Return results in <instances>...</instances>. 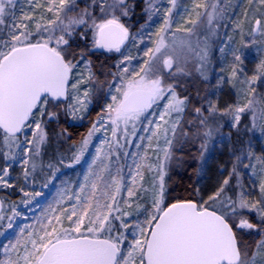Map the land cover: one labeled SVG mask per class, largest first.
<instances>
[{"label":"snow or ice","instance_id":"obj_1","mask_svg":"<svg viewBox=\"0 0 264 264\" xmlns=\"http://www.w3.org/2000/svg\"><path fill=\"white\" fill-rule=\"evenodd\" d=\"M16 2L0 0V190L22 181L26 208L43 197L60 172L43 159L49 125L108 102L70 162L58 160L86 163L81 178L60 181L33 224L17 225L18 206L6 215L0 200V264H264V156L253 152V138L264 140V60L243 70L244 49L264 37V0H246L238 17L242 4L229 0H25L19 16ZM137 9L145 22L133 31ZM229 25L240 47L227 33L214 47ZM226 48L237 100L221 106L196 82L209 81L214 52ZM98 53L118 59L98 65ZM233 136L227 175L208 193L172 197V176L203 173ZM38 171H47L40 190Z\"/></svg>","mask_w":264,"mask_h":264},{"label":"rangeland","instance_id":"obj_2","mask_svg":"<svg viewBox=\"0 0 264 264\" xmlns=\"http://www.w3.org/2000/svg\"><path fill=\"white\" fill-rule=\"evenodd\" d=\"M229 2L232 5H236L238 2L242 4V7L237 9V17L239 16V13L243 11V6H246V0H229ZM178 3L183 7H190L191 6V0H178ZM27 10V4L25 3V0H17L16 2V8L15 12L16 15L19 16L21 10ZM231 8H229V12H231ZM10 18L6 17V22H9ZM227 23V21L225 22ZM132 24V23H131ZM133 25V31H136L139 26L136 24ZM136 27V28H135ZM159 27V22L155 24V26L152 28V31H155L156 28ZM135 28V29H134ZM247 31V28H245V32ZM231 35L234 37L235 45L234 47H240V36L236 35L233 32V27L229 25L228 27H223L220 29V39L217 41L216 45L214 47H220L223 46L221 43L227 41V35ZM245 39H248L247 36H245ZM256 44H253L252 46L245 48V56H244V62H243V70L246 76H250L252 74H255L257 65L261 60H264V37H257L256 38ZM144 45H141V48H143ZM127 54L129 55H136V49L132 48L130 52ZM118 59V54H117ZM116 59V61H117ZM115 61V63H116ZM232 65V57L231 55L227 54V48L225 50V55H221L219 52H214L212 56V63L211 68L209 72V82H210V91L209 95L211 99H218L221 106L232 103L233 101L237 100L236 90L233 89V87L227 83V78L230 76V70ZM221 78H224V82L221 84L219 88L216 87L217 83L221 81ZM258 92L264 94V84H262L258 88ZM107 100H104L102 104V111L104 109L105 104L107 103ZM240 102H243L242 100ZM257 106L262 107L264 105L259 104V100L257 98ZM93 107V106H92ZM90 108V110L92 109ZM89 110V112H90ZM87 118V116H86ZM86 118L84 120H76L73 121L69 118V122L71 124L80 125L83 124L86 121ZM227 131V128L225 129ZM108 135L110 136L111 133L109 132ZM103 138V136L100 133H97L95 137H93V145L98 144L99 141ZM66 139H62V144L64 143V153L60 152L59 156H63L65 160V163L70 162V157L72 153L76 150L79 143L70 146L66 141ZM233 144V139L231 141V144H227L223 148V151L220 149H216L210 156L207 164V168L203 173H200L198 175V183L197 188L200 189L201 193H208L210 192L219 181H221L224 176L227 175V170L231 168L232 164V157L229 155V151L231 146ZM52 152V151H50ZM49 150H46L44 152V162L47 164L48 162L56 163L57 166L60 167V172L57 174V180L53 182L47 189H44L45 195L43 197L37 198L36 201L33 202V204L26 208L23 205H21V200L23 199L22 193L19 191L20 187H24L26 190H31L29 186L24 185L22 181H20L17 184V187L15 189H7V190H1L5 194L3 195V200L5 203V214L8 215L10 212L8 211L9 207L13 204L18 206V210L22 213V216L20 218H17V225L22 226L23 224H33L38 217H40L43 210H45L48 207V204L52 202V200L55 197L56 191L60 185V181L64 180H71L72 182H76L79 178H81L82 173L86 169V163H81L79 165H75L74 167H66V166H60L58 164V160L55 159V152L53 154V157L49 156L50 154ZM94 152V148L89 149V153L86 156V160L90 159L92 153ZM253 152L255 156L261 157L264 156V140H262L259 136H256L253 138ZM50 159V160H49ZM246 163H251L252 165L256 166L257 170H259V167L261 165V161L259 159H253V160H246ZM221 167H224L226 169L225 172L221 173ZM21 169L20 167H15L12 176L17 177L20 173ZM251 172V169L244 170V181L243 183L247 184L250 180L249 173ZM47 176V171L44 173L37 174V184H36V190H40V183L42 180L45 179ZM16 198V200H14ZM7 236H12L13 233L10 231L6 234ZM255 239H258V237H253ZM5 240V237H0V242H3ZM3 258V254L0 253V259Z\"/></svg>","mask_w":264,"mask_h":264},{"label":"trees","instance_id":"obj_3","mask_svg":"<svg viewBox=\"0 0 264 264\" xmlns=\"http://www.w3.org/2000/svg\"><path fill=\"white\" fill-rule=\"evenodd\" d=\"M145 22V17L140 13V10L137 9L136 15L131 21L132 24H136L139 26ZM136 28V27H135ZM134 28V29H135ZM98 59H96V63L99 65L101 63H107L108 65L114 64L117 59V54H113L110 59L106 58L99 53ZM196 86L199 87L204 93L205 91L209 93L210 91V82L207 83H200L199 81L196 82ZM104 98H100L98 102H94V105L90 112L87 115L86 121L83 124L75 125L69 122V118L61 117L58 123H53L48 127V134L50 141L45 146L44 152L46 150L52 151L50 152L49 156L53 157L55 155L54 160H59L60 156L59 153H64V143L62 144V139H66L65 141L70 145L74 146L81 142L82 138L87 135L92 122L97 119L98 114L102 112V104L104 102ZM245 123L248 122L247 117L245 118ZM61 129H67V135L64 137H58L55 134L59 132ZM233 144H236V137L233 136ZM246 139V138H245ZM55 152V154H53ZM44 158V157H43ZM50 160V159H49ZM65 160H68L67 158ZM198 173L195 170V167L188 168L187 171H181L179 175H173L171 181H169V187L171 188L172 197H188L191 193L193 188H197L198 183ZM5 193L1 191V196ZM16 200V198H14ZM250 240H255V238L250 237Z\"/></svg>","mask_w":264,"mask_h":264},{"label":"water","instance_id":"obj_4","mask_svg":"<svg viewBox=\"0 0 264 264\" xmlns=\"http://www.w3.org/2000/svg\"><path fill=\"white\" fill-rule=\"evenodd\" d=\"M0 200H3L2 197H1V194H0Z\"/></svg>","mask_w":264,"mask_h":264}]
</instances>
